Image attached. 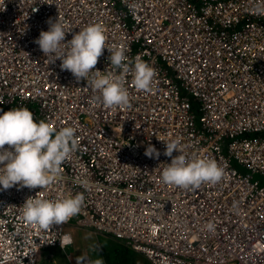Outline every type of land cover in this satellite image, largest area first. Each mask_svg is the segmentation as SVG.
<instances>
[{"label":"built area","instance_id":"obj_1","mask_svg":"<svg viewBox=\"0 0 264 264\" xmlns=\"http://www.w3.org/2000/svg\"><path fill=\"white\" fill-rule=\"evenodd\" d=\"M260 5L0 0V114L27 107L57 130L73 126L78 141L48 187L0 190V264H37L42 253L52 259V250L71 244V220L149 264H264V15L253 11ZM58 17L64 42L99 23L107 47L149 62L156 69L151 92L136 89L129 72L130 106L107 108L60 60L50 63L34 41ZM109 55L105 49L94 70L110 69ZM176 138L187 155L217 161L223 180L190 190L163 183L171 163L164 142ZM149 143L159 159L144 155ZM69 192L83 193L85 204L66 223L41 230L24 220L28 198Z\"/></svg>","mask_w":264,"mask_h":264},{"label":"clouds","instance_id":"obj_2","mask_svg":"<svg viewBox=\"0 0 264 264\" xmlns=\"http://www.w3.org/2000/svg\"><path fill=\"white\" fill-rule=\"evenodd\" d=\"M253 11L257 15H264V5L257 6ZM47 23L48 30L41 31L34 43L50 63L60 60L62 71H69L77 82L82 79L86 81L98 93L96 99L105 107L130 106V93L126 87L129 72L133 73L132 83L136 89L151 92L156 69L142 59L130 61L124 48L107 47L105 29L101 24L88 25L74 33L70 41L64 42L68 32L59 17L55 21L49 18ZM105 49L110 53V69L101 74V71L94 69ZM164 144L163 155L170 157L171 163L162 170L163 183L190 190L223 180L224 169L214 159L187 155L178 138ZM77 149L76 129L73 126L57 130L50 122L43 119L36 121L27 107H15L3 112L0 114V190L14 186L41 190L48 187L60 176V167ZM174 151L178 153L175 156ZM144 155L159 159L161 153L149 143ZM79 186L87 189L89 182L81 180ZM84 204L85 196L81 192H69L58 199L30 197L22 205L23 218L41 230H47L80 214ZM214 228L215 225L209 222L208 231ZM85 261L86 264H103L100 258L92 260L86 257Z\"/></svg>","mask_w":264,"mask_h":264},{"label":"rangeland","instance_id":"obj_3","mask_svg":"<svg viewBox=\"0 0 264 264\" xmlns=\"http://www.w3.org/2000/svg\"><path fill=\"white\" fill-rule=\"evenodd\" d=\"M66 230L69 232L70 237L72 238L71 244L65 247L69 254L71 264H81L82 257L84 256L92 260L100 258L104 264V260L100 252V246L108 242L104 235L92 233L86 228L77 227L72 223V220ZM93 246H96L95 250H92ZM41 255L38 258L37 264L43 263ZM56 262L58 263L57 259Z\"/></svg>","mask_w":264,"mask_h":264},{"label":"trees","instance_id":"obj_4","mask_svg":"<svg viewBox=\"0 0 264 264\" xmlns=\"http://www.w3.org/2000/svg\"><path fill=\"white\" fill-rule=\"evenodd\" d=\"M104 236L108 242L100 246V252L105 264H149L146 259L140 257L141 255L139 256L123 242L108 235ZM55 255H59L58 250L55 251Z\"/></svg>","mask_w":264,"mask_h":264},{"label":"crops","instance_id":"obj_5","mask_svg":"<svg viewBox=\"0 0 264 264\" xmlns=\"http://www.w3.org/2000/svg\"><path fill=\"white\" fill-rule=\"evenodd\" d=\"M56 250H58V254L59 255H57L56 258H55V251ZM100 251H101V249H100ZM52 253H53V258L52 259H49V258L45 257V253H42L41 259H42L43 263H40V264H71V260L69 258V254H68V252L66 251L65 248H63V249H54V250H52ZM83 258H86V257L85 256L82 257V263L81 264H83ZM56 259H57L58 263L56 262ZM104 264H105V262H104Z\"/></svg>","mask_w":264,"mask_h":264},{"label":"bare ground","instance_id":"obj_6","mask_svg":"<svg viewBox=\"0 0 264 264\" xmlns=\"http://www.w3.org/2000/svg\"><path fill=\"white\" fill-rule=\"evenodd\" d=\"M115 169H116V172H117V175H118V166L117 167H115ZM67 231V230H66ZM68 232V231H67Z\"/></svg>","mask_w":264,"mask_h":264}]
</instances>
